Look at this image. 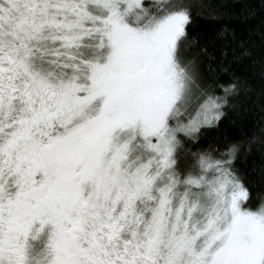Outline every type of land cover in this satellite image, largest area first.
I'll use <instances>...</instances> for the list:
<instances>
[{"label": "snow or ice", "instance_id": "1", "mask_svg": "<svg viewBox=\"0 0 264 264\" xmlns=\"http://www.w3.org/2000/svg\"><path fill=\"white\" fill-rule=\"evenodd\" d=\"M191 24L183 0H0V264H264L244 142L202 144L244 82L181 59Z\"/></svg>", "mask_w": 264, "mask_h": 264}, {"label": "trees", "instance_id": "2", "mask_svg": "<svg viewBox=\"0 0 264 264\" xmlns=\"http://www.w3.org/2000/svg\"><path fill=\"white\" fill-rule=\"evenodd\" d=\"M183 3L190 9L192 24L188 40L181 46V59L196 65L206 81L218 79L225 85L235 79L244 82L221 122L204 131L202 144L244 142L235 169L250 191V206L256 207L264 197V147L246 141L253 134L259 136L264 127V0ZM216 94L223 92L217 89Z\"/></svg>", "mask_w": 264, "mask_h": 264}, {"label": "rangeland", "instance_id": "3", "mask_svg": "<svg viewBox=\"0 0 264 264\" xmlns=\"http://www.w3.org/2000/svg\"><path fill=\"white\" fill-rule=\"evenodd\" d=\"M185 61V60H184ZM186 62V61H185Z\"/></svg>", "mask_w": 264, "mask_h": 264}]
</instances>
